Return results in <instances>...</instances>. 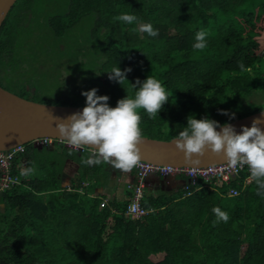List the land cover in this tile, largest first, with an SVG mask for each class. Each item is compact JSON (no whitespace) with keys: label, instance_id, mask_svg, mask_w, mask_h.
<instances>
[{"label":"trees","instance_id":"obj_1","mask_svg":"<svg viewBox=\"0 0 264 264\" xmlns=\"http://www.w3.org/2000/svg\"><path fill=\"white\" fill-rule=\"evenodd\" d=\"M32 1L17 0L5 16L0 64L16 51L22 15L10 26L12 14ZM122 13L137 21L114 19ZM85 17L92 19L88 37L99 60L62 95L40 102L85 106L81 92L95 88L115 107L134 96L131 83L151 75L171 96L153 119L139 109V126L143 136L159 139L178 136L189 115L221 125L264 108V101L249 100L264 90V0H67L66 11L50 16L47 27L61 37ZM142 23L158 35L141 32ZM199 30L207 32L203 50L194 48ZM115 66L131 69L122 84L108 78ZM53 145L54 151L25 144L12 161L13 173L34 171L0 191V264H264V196L254 181L245 183L248 168L212 188L197 180L172 193L145 192L149 211L130 218L124 212L131 189L101 205L103 196L83 191L92 169L81 161L79 176L62 187L60 157L76 151ZM213 207L229 214L227 223L217 222ZM159 252L163 258L153 260Z\"/></svg>","mask_w":264,"mask_h":264},{"label":"clouds","instance_id":"obj_2","mask_svg":"<svg viewBox=\"0 0 264 264\" xmlns=\"http://www.w3.org/2000/svg\"><path fill=\"white\" fill-rule=\"evenodd\" d=\"M114 19L125 24L137 21L134 14L128 13H122ZM139 30L150 37L158 35V30L154 29L151 23L140 24ZM206 37L205 30L197 31L194 48L205 49ZM129 71L130 68L121 71L115 66L108 71V78L122 84L127 80L126 73ZM131 85L135 89L134 96L125 95L118 99L115 107L109 106L107 95H97L95 88L82 91L81 95L86 98L82 110L64 119H57L56 129L62 142L74 149H92L90 156L81 161L83 164H107L114 170L125 173L131 172L140 164L138 145L142 143V131L138 110L143 109L150 119L155 118L164 103L169 100L171 92L151 75L143 80L137 79ZM222 114L228 115L223 111ZM231 118H235L234 114ZM260 123L259 118L254 119L250 127L242 125L238 133L228 123L220 125L207 117L196 119L194 115H189L186 118V127L175 137L174 144L183 152L184 159L189 163H199L198 157L202 156L206 149H210L217 154L223 152L231 168L247 165L250 179L257 185V195L264 196V130L259 126ZM33 171L30 167L21 175L28 176ZM212 212L217 217V222L227 223L230 218L220 207H213Z\"/></svg>","mask_w":264,"mask_h":264},{"label":"rangeland","instance_id":"obj_3","mask_svg":"<svg viewBox=\"0 0 264 264\" xmlns=\"http://www.w3.org/2000/svg\"><path fill=\"white\" fill-rule=\"evenodd\" d=\"M66 8L67 0H33L32 5L23 10L22 19L19 23L16 22L20 27L16 51L12 58L0 64V80L11 91L40 102L45 98L62 95L66 87L78 83L96 65L99 60L96 48L88 37L92 22L90 17L83 18L61 37L53 35L47 27V19L64 13ZM261 65L264 70V62ZM249 100L263 102L264 90L253 94ZM54 143L66 146V142L62 140H54L45 146L49 147ZM71 157L75 160L74 152L66 158L72 159ZM60 168L63 169V165ZM154 173L158 174L150 172L145 176L143 196L146 192V177Z\"/></svg>","mask_w":264,"mask_h":264},{"label":"water","instance_id":"obj_4","mask_svg":"<svg viewBox=\"0 0 264 264\" xmlns=\"http://www.w3.org/2000/svg\"><path fill=\"white\" fill-rule=\"evenodd\" d=\"M15 1L0 0V26ZM83 107L82 105H59L34 101L30 97H22L0 86V150L29 143L41 149L43 146L39 140L43 137L61 140L56 129L57 119H64L72 113L81 111ZM258 118L261 121L259 126L264 130V108L226 123L232 125L239 133L242 125L250 127L251 122ZM219 130L218 127L217 131ZM175 137L159 139L142 135V143L138 145L141 160L189 167H201L227 161L223 152L217 154L206 149L204 154L198 157L199 163H189L184 159L183 152L175 147ZM154 176L159 183L173 179L180 182L181 187L187 184L185 178L160 176L155 173Z\"/></svg>","mask_w":264,"mask_h":264},{"label":"built area","instance_id":"obj_5","mask_svg":"<svg viewBox=\"0 0 264 264\" xmlns=\"http://www.w3.org/2000/svg\"><path fill=\"white\" fill-rule=\"evenodd\" d=\"M54 140L49 137H43L39 141L45 146L51 144ZM66 147L78 152H89L91 154L92 149L85 147L81 149H74L72 146L66 143ZM25 151V144H18L12 148L6 150H0V191L11 188L13 185L20 184L23 176V171H12V161ZM247 165L238 166L237 168H231L227 161L222 163H215L201 167H189V166H172L163 164H154L146 161L140 162L139 165L133 168L135 173V181L129 185L131 189L130 202L125 209V216L130 218H138L145 215L147 210L142 204V196L145 186V176L150 172H156L160 176H176L185 178L187 184L183 187L187 189L189 185H193L197 180H203L208 185H222L234 179L241 171L247 169ZM247 183V178H245ZM81 190V189H80ZM237 190L234 188L229 189V194H236ZM106 200L101 201V205H104Z\"/></svg>","mask_w":264,"mask_h":264},{"label":"crops","instance_id":"obj_6","mask_svg":"<svg viewBox=\"0 0 264 264\" xmlns=\"http://www.w3.org/2000/svg\"><path fill=\"white\" fill-rule=\"evenodd\" d=\"M36 148V147H35ZM54 151V146L47 147ZM38 149V148H37ZM40 150V149H38ZM90 156V153L75 152V160L68 159L61 156L59 160V166L63 165V169L60 168L58 177L62 187L71 184L73 178H77L79 163ZM92 169L91 173L81 182L83 185V191L92 196H103L105 200L115 198L117 200L124 199L126 197V191L129 189V185L135 181L134 170L125 173L119 170H114L107 164L88 166ZM176 177V176H174ZM180 178V177H176ZM180 182H176L173 179L164 180L162 183L158 182V179L154 174H149L146 177V189L147 193L155 194L157 192L172 193L178 189H182ZM0 206H3L2 203ZM164 253L159 252L153 255L151 258L155 261L163 258Z\"/></svg>","mask_w":264,"mask_h":264},{"label":"flooded vegetation","instance_id":"obj_7","mask_svg":"<svg viewBox=\"0 0 264 264\" xmlns=\"http://www.w3.org/2000/svg\"><path fill=\"white\" fill-rule=\"evenodd\" d=\"M16 1H17V0H16ZM16 1H15V3H16ZM18 4H19V2H18ZM22 7H23L22 10H19V11H17L16 13L12 14L11 19H10V22H9V23H10V26H12V24H13L14 21H15V20H13V19H14V18H13L14 16H16L17 14H18V15H22L23 10H25V9L27 10V9L29 8L28 5H25V6L22 5ZM91 43H92V42H91ZM1 71H2V70H0V75H1ZM7 85H9V84H7ZM0 86H2L3 88H5V89L11 91V89H9L8 87H6L5 84H3V83L1 82V80H0ZM11 92H13V91H11ZM14 93H15V92H14ZM16 94H17V93H16ZM18 95L21 96V95H23V94H18ZM24 96H25V95H24Z\"/></svg>","mask_w":264,"mask_h":264},{"label":"bare ground","instance_id":"obj_8","mask_svg":"<svg viewBox=\"0 0 264 264\" xmlns=\"http://www.w3.org/2000/svg\"><path fill=\"white\" fill-rule=\"evenodd\" d=\"M250 181H251V179H250V177H249V178L247 179V183L250 182Z\"/></svg>","mask_w":264,"mask_h":264}]
</instances>
